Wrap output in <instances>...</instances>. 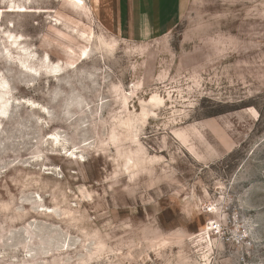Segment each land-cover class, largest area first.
Segmentation results:
<instances>
[{
  "label": "rangeland",
  "instance_id": "374dc122",
  "mask_svg": "<svg viewBox=\"0 0 264 264\" xmlns=\"http://www.w3.org/2000/svg\"><path fill=\"white\" fill-rule=\"evenodd\" d=\"M104 11L0 0V264H264V0Z\"/></svg>",
  "mask_w": 264,
  "mask_h": 264
},
{
  "label": "crops",
  "instance_id": "0c3cea01",
  "mask_svg": "<svg viewBox=\"0 0 264 264\" xmlns=\"http://www.w3.org/2000/svg\"><path fill=\"white\" fill-rule=\"evenodd\" d=\"M126 38L160 36L172 29L182 0H96Z\"/></svg>",
  "mask_w": 264,
  "mask_h": 264
},
{
  "label": "bare ground",
  "instance_id": "6f19581e",
  "mask_svg": "<svg viewBox=\"0 0 264 264\" xmlns=\"http://www.w3.org/2000/svg\"><path fill=\"white\" fill-rule=\"evenodd\" d=\"M81 1V0H80ZM72 2H73V0H72ZM66 3V2H65ZM64 3V4H65ZM80 4H81V2H80ZM83 8V7H82ZM74 9H76V8H74ZM73 9V10H74ZM79 11V10H78ZM86 11V10H85ZM82 13V12H81ZM78 14V13H77ZM83 14V13H82ZM84 16V15H83ZM89 16V14L87 13L86 14V17H88ZM85 17V16H84ZM88 20V19H87ZM83 22H85V21H83ZM87 22V21H86ZM50 25V27L54 30L53 32L55 33V35L56 36H58V37H60V36H62V35H65V36H71L72 34H71V31L69 30V29H63V28H61V27H58L57 25H55V24H49ZM78 36H77V42L75 43H70V48H73L74 46L78 49V52H76L75 54H74V56H72V59L70 60V63H74V62H76V61H80V60H82L84 57H85V55H86V50H87V47H88V40L90 41L91 39H93L94 37H95V33H94V31L92 30V27H91V25H90V23H89V25H87V27L86 28H80V31H79V34H77ZM85 36L84 37V39H81L83 36ZM54 36V35H53ZM66 40H68V39H66ZM78 40H80L79 41V43H78ZM70 41H72L71 39H70ZM67 50V49H66ZM70 50V49H69ZM68 51V50H67ZM71 53V52H70ZM71 55H73V54H71Z\"/></svg>",
  "mask_w": 264,
  "mask_h": 264
},
{
  "label": "snow or ice",
  "instance_id": "6c2138e0",
  "mask_svg": "<svg viewBox=\"0 0 264 264\" xmlns=\"http://www.w3.org/2000/svg\"><path fill=\"white\" fill-rule=\"evenodd\" d=\"M78 2H79V0H78Z\"/></svg>",
  "mask_w": 264,
  "mask_h": 264
}]
</instances>
